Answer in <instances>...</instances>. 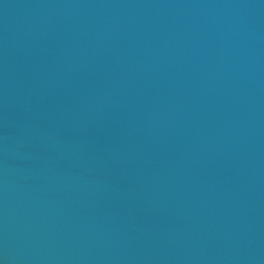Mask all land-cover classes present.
Instances as JSON below:
<instances>
[{
    "label": "water",
    "instance_id": "obj_1",
    "mask_svg": "<svg viewBox=\"0 0 264 264\" xmlns=\"http://www.w3.org/2000/svg\"><path fill=\"white\" fill-rule=\"evenodd\" d=\"M0 264H264V0H0Z\"/></svg>",
    "mask_w": 264,
    "mask_h": 264
}]
</instances>
